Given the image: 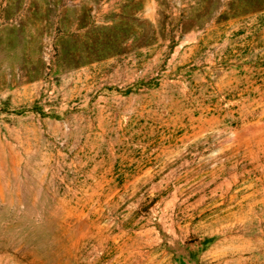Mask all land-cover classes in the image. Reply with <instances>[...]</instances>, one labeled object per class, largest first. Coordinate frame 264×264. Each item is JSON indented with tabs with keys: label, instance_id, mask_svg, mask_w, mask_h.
<instances>
[{
	"label": "rangeland",
	"instance_id": "1",
	"mask_svg": "<svg viewBox=\"0 0 264 264\" xmlns=\"http://www.w3.org/2000/svg\"><path fill=\"white\" fill-rule=\"evenodd\" d=\"M0 264H264V0H0Z\"/></svg>",
	"mask_w": 264,
	"mask_h": 264
}]
</instances>
